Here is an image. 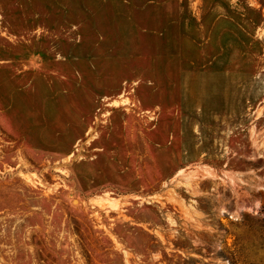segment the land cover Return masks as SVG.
Segmentation results:
<instances>
[{
	"label": "rangeland",
	"instance_id": "obj_1",
	"mask_svg": "<svg viewBox=\"0 0 264 264\" xmlns=\"http://www.w3.org/2000/svg\"><path fill=\"white\" fill-rule=\"evenodd\" d=\"M0 264H264V0H0Z\"/></svg>",
	"mask_w": 264,
	"mask_h": 264
}]
</instances>
